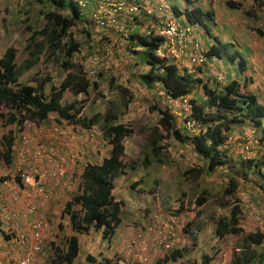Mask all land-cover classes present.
Masks as SVG:
<instances>
[{"label": "trees", "instance_id": "16d2710c", "mask_svg": "<svg viewBox=\"0 0 264 264\" xmlns=\"http://www.w3.org/2000/svg\"><path fill=\"white\" fill-rule=\"evenodd\" d=\"M37 1L40 4L43 3L46 8L40 10L41 19L38 26L30 27L28 25L27 27L28 36L24 47L22 46L28 55L24 60V65L27 64L32 67L41 57L47 59L46 61L54 59V62L65 72V75L58 83L53 81L49 75L34 76L32 80L35 84H29L28 81L19 78L17 48L13 45L7 46L0 55V118L5 120L7 124L16 123L23 126L26 121L47 122L49 116L55 114L58 118L71 122L73 128L76 125L83 128H90L93 125L99 126L101 135L106 141L105 146H109V153L99 161L100 163L88 162L83 167L78 191L72 199L65 203L63 209V212L69 214L70 226L75 233H87L93 225L95 228L101 229L102 236L109 240L121 222L122 201L115 200L112 194L115 179L122 174L125 175L128 170L136 172L141 166L147 169L151 164L159 168L160 164L163 163L161 152L163 151L165 155L169 153L170 146L167 144L170 142H174L173 145L178 146L190 141L193 144L191 149L201 158L200 167L191 159L193 164H188L182 170L181 180L193 179L195 181L198 180L199 176L203 177L216 168L225 170L227 165L231 172L224 174L229 178L226 181L227 184L221 188L224 195H231L235 192L240 185V179L252 180L264 193L263 179L260 178L261 182L256 179L257 176L264 178V131L262 129L264 105L258 102L256 95L246 92L245 83V90H243L240 82L234 77L227 80L224 85L221 84L219 88H212L208 86L211 82L208 77L203 79L200 75L198 76L199 71L194 77L193 74H186L187 69H183L185 73H180L175 62L168 60V50H166L168 46L163 47L166 40L156 35L154 31H150L148 35L140 33L137 31V27L132 32L130 40L127 41L128 46L132 47L133 53H137V57L140 56L149 69L139 76L140 83L132 76H129V80L133 78L141 89H145L143 92H149L150 88L157 82L158 88L163 93H155V100L150 105V110L156 111L158 114L156 126L151 127V134L149 135L150 149L143 154L138 164L135 165L134 162L128 164L122 160L121 156L125 153L124 139L133 134L132 125L117 119L116 113L111 110L104 113L99 110L91 115H79L82 101L78 105L77 99L79 100L83 95H88L91 90H95L98 84L96 78L91 79L86 76L83 65L78 63L75 58L83 50L81 47L83 43L90 37V30L87 27L93 19L91 17L88 19L87 14L91 6H82L79 0ZM88 1L93 3L92 5L98 3V0ZM129 3L132 4L133 2L128 0L127 5ZM224 4L231 9H239L242 6L241 0H224ZM192 8L191 15L187 14L182 20H177L180 15L176 17L171 14V18H175V23L183 26L185 34H188L185 30L187 27L193 30L192 22L202 23L201 16L205 15L200 7L194 5ZM20 9L26 15L23 21L27 23L29 12L26 4ZM207 13L211 18L213 13L211 11ZM244 14L254 16V11L248 9L244 11ZM167 16L168 14L165 12L163 18L166 19ZM153 18L157 20V16H153ZM183 20L185 21L183 22ZM253 30L261 36L264 34L260 27ZM192 40L193 35L191 42ZM191 42H185L186 52H190L192 49ZM218 46L210 47L207 51V57L216 56L219 58ZM134 56L136 58V54ZM239 56L240 72H242L246 69L245 58L241 54ZM236 58L234 56L232 59L237 60ZM97 75L101 76L102 72H97ZM47 83L50 84L46 90ZM114 84L115 82L110 79L109 90L120 86L119 90L122 94L128 92L125 85L122 87L121 84ZM141 84L145 85L148 90ZM65 92H70L71 95L66 97ZM162 97L167 101L166 107L169 105L172 108L176 106L180 109L183 107L181 100L178 99L187 97L191 105L189 117L199 120L203 128L200 127L199 131L192 135L189 132L182 133L181 125L177 126L176 116L173 115L172 110H164L160 104ZM174 100L178 101L174 102ZM3 108L8 109V111H2ZM246 119L250 120L255 127L261 128L259 129L261 134L257 137L259 142L263 143L260 147L261 151L255 152L252 156L246 155L247 151L251 150L246 148V144L252 143V140L242 139L233 143L228 139V133L232 130V126L243 123ZM160 128L165 130L166 135L160 133ZM13 142V133L8 131L3 136L2 150L0 151V156L7 164L12 161ZM187 154L183 149L182 156L187 157ZM141 180L143 182V177ZM136 185L137 182L133 183V186ZM204 193L201 192L198 195L196 203L201 204L207 200L204 199ZM184 197L185 191L180 190L176 198L178 207L172 208L174 213L184 208ZM76 204L80 206V212L73 208ZM243 206L245 207V204ZM242 214L241 205L230 200L225 202L223 199L220 213L211 219V229L218 238L228 234L244 235V244L240 246V249L232 251L228 264H264V252L257 251L258 247L264 243V233L253 231L244 234V229L239 224ZM59 226L61 229L62 224L59 223ZM0 233L8 236L1 229ZM78 251L77 236L69 235L66 238L65 247L53 248V258L51 257L50 264H72L78 255ZM186 254L189 256L186 248H175L155 264L169 261L171 264H181L179 259L184 258ZM211 259V256L203 254L200 264H208ZM192 264H197V262L192 260Z\"/></svg>", "mask_w": 264, "mask_h": 264}, {"label": "rangeland", "instance_id": "374dc122", "mask_svg": "<svg viewBox=\"0 0 264 264\" xmlns=\"http://www.w3.org/2000/svg\"><path fill=\"white\" fill-rule=\"evenodd\" d=\"M132 1L135 4L143 3L149 8L156 7L154 12H159L157 10V7L159 6H162L166 12L172 11V8H175L179 11L177 14L182 17H186L187 14L191 15V11L193 10L192 7L194 5L201 8V10L205 13V15L201 16L202 23L198 21H194L192 23L194 31L202 30V35L198 32L195 33V36L196 38H199L200 36V38L204 41H209L210 39L214 40L215 36H217L221 45V47L218 46L220 57H210L206 60V63L196 66L194 70H191L190 72L196 76L199 69H204L199 73L203 79L208 77L211 81L208 86L212 88H219L224 81L230 80L240 73L239 54L246 58L247 52L245 49L241 52L239 47L236 45L239 41L235 35V26L232 22L234 20L240 23L239 26L241 28L239 27V29L242 31L243 39L247 37L251 44H255V46L261 51L259 57L254 59L257 67V74L254 73L252 77L254 78V81H256L257 85H262L264 83V34L261 36L253 30L256 27H260L263 29L264 33V0H242L244 6L239 9L228 8L224 4V0H214L213 7H210L209 0H192L191 3V0ZM111 2L112 0H109L106 4V8L108 9L107 13L109 15L113 12L110 5ZM252 2L255 4V8H253L254 4H251ZM25 4L27 11L29 12V21L27 23L23 21V18L26 15L20 9L21 7H25ZM92 4L93 3H90L91 9H89L87 14L88 19H90V17L92 18V11L97 6V4ZM250 5L252 6L250 10L254 11V16H247L244 14V11L249 9L244 7ZM45 8L46 7L43 3L40 4L37 0H0V55H2L4 49L8 45L15 46L17 48L18 55L17 70L19 78L32 84H34V81L32 80V77L34 76L49 75L53 81L58 83L65 75V72L54 62V59L46 61L47 59L45 60V58L41 57L32 67L27 64L24 65V60L28 55L27 52L22 49V46L24 47L28 36L27 27L28 25L30 27L38 26V22L41 19L40 10H44ZM208 11H211L213 14L217 13L219 21H216V23L218 22V28L222 31V35L221 32L216 29L217 26L214 24L213 20L214 15L212 14L210 18V15L207 13ZM137 13L140 14L141 12L139 11ZM116 14L117 13H115V15ZM145 15L146 14L143 16ZM104 18L105 20H108V17L105 15ZM150 21H152V19L147 16L145 20L139 22L140 27L135 25L136 23L134 21L131 24V19L128 17L120 19L119 22H122L124 28L132 32V26H137L139 29ZM111 25L112 23L97 25L92 20L87 27L90 30V37L83 43L81 46L83 50H81L75 58L76 61L82 63L84 67L91 68L96 71L95 78L97 79L98 84L95 87V90H91L88 95H83L79 98V100L77 99V104L79 105L82 101V108L79 114L80 116L91 115L99 110L101 113L111 110L116 113L117 119L132 125L133 134L124 139L125 153L121 156V158L128 164L134 162L136 165L139 163L143 154L150 149L149 135L151 134V127L156 126L158 116L156 111L150 110V105L152 104V101L155 100V95L149 94V92H143L145 89H141L140 85L138 86L133 78L129 80V76H132L139 82V76L146 72L149 67L142 60V58H140V56L137 57V53H133V50H131L132 47L123 46L125 41H122L123 38L120 35L121 32L118 28ZM78 27L81 30L80 26ZM142 29L143 30L140 31L141 33L146 32L145 27ZM223 36L226 38L224 39ZM114 37H117L118 42L122 41V44L116 45ZM165 40L166 41L163 47L169 46L168 40ZM103 47L104 50H102ZM119 48L122 50L119 51ZM122 51H127V54ZM130 53L133 55L136 54V58L135 56H129ZM235 55L237 56V60L233 61L232 58ZM177 63L180 64L179 60H177ZM180 66L183 68L181 64ZM181 67H179L180 73L183 72ZM99 71L102 72L101 76L97 75V72ZM251 72L252 70L250 71V74ZM110 79L112 82H115L114 85H125L128 92L122 94L119 90L120 86L119 88L109 90ZM49 84L50 83L46 84V90L48 89ZM141 85L148 90L145 85ZM251 85L247 89L249 92L256 95V86ZM155 87H157V84L154 83L152 86L153 90H155ZM245 87H247V85ZM69 95H71L70 92H65L66 97H69ZM259 101L260 100H258V102ZM165 103H167V101L162 97L160 99V104L163 106L164 110H172L173 115L176 116L177 126L179 127V125H181L182 133L189 132L191 135L194 134L193 131L187 130L183 124L184 114L186 112L184 108L180 109L176 106L175 108H172L169 105L166 107ZM169 104L171 105V103ZM2 111H8V109L3 108ZM58 123L64 127H66L68 123L72 124L71 122H59L55 114H51L47 122L36 123L35 126L25 125V128L19 127L17 124H6L0 118V132L5 134L7 130L10 129L14 132L15 139H17L20 137L21 132L24 131L30 136L28 144L29 146H32L35 141L39 139L36 132H40V135L43 132L48 133L52 130L53 125ZM252 124L253 123H251L250 120L246 119L245 122L232 126V130L228 133V139L233 143H237L238 140L242 139L253 141L252 143L246 144V148L251 149L246 153L248 156H252L255 152L259 151L261 149V145L263 144L260 143L257 138L259 137L258 135L261 134L259 132V129L261 128H257ZM160 133L166 135L163 128H160ZM80 134L81 133L79 132V135ZM173 143L174 142H170L167 144V146H170L168 154L165 155L163 151L161 152V159L163 163L160 164L159 168L152 166L151 164L147 167V169L144 166H141L138 171L133 172L132 170H128L125 174L126 176L120 175L116 179L113 195L122 199V208L120 212L121 222L116 227L115 233L109 240L102 236L101 229H97L93 225L91 226L87 232L88 235H84L81 243L83 245L88 240L90 246L89 248L87 247V250L94 253V258L89 259L86 257L84 264H102V261L106 259L110 253L113 254L114 252L117 253L114 254L111 260H120L119 262L124 264V261H122L124 259H122L120 254H124L126 252V249L123 248L124 246H127V238L133 232L135 227H137L135 218L138 216L150 215V213L157 208H160V210L165 212L170 210L172 207L175 208L178 205L176 198L180 190L185 191V197L183 199L184 204L187 205L176 213L179 214V223L183 226L182 228L186 229H182V231L187 232L182 234L185 241L181 240L182 242L180 244L185 243L183 246L189 251V256L191 257L190 260L189 256L179 259L181 264H192V260L200 259L201 254L204 252L214 254L212 264H228L232 250L240 249V246L244 244V235L242 234H228L222 238H217L214 231L211 229V219L220 213L221 202L223 199L225 202L230 200L234 203L237 202L242 206L243 214L239 219V224L243 227L244 234L253 231L264 233V229L262 230L260 228L261 225H264V193L262 192V189L255 184V182L252 180L244 181L243 179H240V185L237 187L236 191L231 195H224L221 188L227 184L226 181L229 179L224 176V174H230L231 172V169L228 168L227 165L225 170L216 168L214 171L203 177L199 176L198 180L195 181L193 179L181 180L182 176L180 174L182 170L188 166V164H193L192 162H195L197 163V166L200 167L202 162L199 154L196 155V152L191 149L193 144L190 141L182 143L178 146L173 145ZM46 144L48 148H52L53 146L50 144V140H48ZM80 144L81 143L78 145ZM103 146L104 147H100V150L97 149L95 152L100 155L101 149L106 151V153L109 152V150H107L109 149L107 148L109 146H105V143ZM18 147L19 145L16 144L15 150H19ZM183 149H185V153H188V158L186 156H182ZM234 154H236V152H234ZM86 157L87 156L84 155L77 160L74 158L75 162H73L75 169L67 170L63 179L59 180L58 183L60 184L55 187L48 186L49 192L53 197H51L52 203L55 204L56 208L55 213L53 214V220H50L51 227L49 230L46 229L44 231V242L45 246H47L45 254H48V248L53 251L54 246L61 247L66 243V238L68 237L67 231H70L71 228L69 216L62 213V209L65 200L68 197L72 198L78 191V185L76 183L79 178L81 167L83 166V160L85 161ZM191 159L193 160L192 162ZM23 160L24 164L27 165V168H29V157H25ZM10 167L11 165H7L3 158L0 157V176L6 175L7 169ZM10 177L13 176L10 175ZM142 177L143 182L141 180ZM260 178L263 179L262 182L264 183L263 177H256L259 181ZM69 179L75 181V185L68 187L63 184L64 181ZM135 182H137V189L133 186V183ZM43 185L46 186L47 184L43 183ZM139 187L143 188V193L138 191ZM2 189L5 191L2 192L3 194L5 193L4 195L12 196L16 193L18 187L13 185L11 190L7 188ZM59 191H62V195H60ZM19 192L20 193H18V195L24 201L34 198L32 189H20ZM201 192H205L204 199L207 200H204L201 204H197L196 199ZM235 198L237 200H234ZM244 204L245 207L243 206ZM123 206L126 207L123 208ZM73 208L79 210V205L76 204ZM256 215H259L261 222L254 218ZM31 219L32 217L21 214L19 216V221L21 222L19 223L20 228H24V226ZM144 219L146 222L147 219ZM58 221L62 223L61 229L58 227ZM48 240H50L54 245L50 246ZM3 247L5 248V246ZM255 249L257 248L255 247ZM43 251L40 255L43 254ZM257 251L264 252V243L258 247ZM45 254L42 255V258L38 255L36 257L37 261H35V264H47L49 262V258H46ZM101 256L103 259L100 258ZM78 261L79 258H76L74 264H78Z\"/></svg>", "mask_w": 264, "mask_h": 264}, {"label": "built area", "instance_id": "2783aa9c", "mask_svg": "<svg viewBox=\"0 0 264 264\" xmlns=\"http://www.w3.org/2000/svg\"><path fill=\"white\" fill-rule=\"evenodd\" d=\"M113 12L119 11L123 8L124 2L119 0L110 3ZM138 10L137 6H129L128 11L134 12ZM157 21H156V34L164 39L170 40V42L179 48L180 53H187L189 58L185 65L200 64L204 61L205 55L198 42H191L192 30L187 27L185 30L188 34L183 32V26L177 25L173 19L169 17L164 19L165 9L162 6L157 7ZM155 26V25H154ZM191 32V33H190ZM185 42H191L192 49L190 52H186ZM185 103L186 99L183 100ZM189 106V105H187ZM195 121L193 119L187 120L188 127H194ZM93 132L91 133V135ZM56 139H73L74 136L64 126H59L52 134ZM22 142H28V136L22 135ZM27 152L22 151L19 155L24 156ZM31 155V161L33 164H40L44 161L46 166L43 169H36L37 178L33 176L29 171L23 168L22 162L18 161L16 165V173L19 175L23 185L34 186L37 190V194L40 199L49 201L50 193L46 187L56 186L59 180L65 174L64 158L59 157L55 153H49L43 142L35 143L33 146ZM43 183L47 185L44 186ZM1 185L8 186L10 182L6 179L0 180ZM2 194L0 193V218L8 223L11 221L16 223L18 213L22 210L33 212L36 214V218L24 228H20L18 233L14 235V244L17 252L19 253L16 260V264H35L36 257L40 255L44 248V231L49 228L47 211L44 207H39L34 203L20 204L15 207L9 205V202L4 203L2 200ZM13 202H20L19 196H13ZM260 221L259 215L254 217ZM261 222V221H260ZM177 225L178 218L174 212L163 213L161 211H154L145 224L129 239L127 250L125 252L126 258L129 260L137 261L141 264H151L160 257H163L166 252L172 251L178 246L177 241ZM262 226V225H261Z\"/></svg>", "mask_w": 264, "mask_h": 264}, {"label": "clouds", "instance_id": "9594fccd", "mask_svg": "<svg viewBox=\"0 0 264 264\" xmlns=\"http://www.w3.org/2000/svg\"><path fill=\"white\" fill-rule=\"evenodd\" d=\"M97 1V0H96ZM116 1H119V0H112V2L111 3H113V2H116ZM121 1H123L124 2V6H123V8L121 9V10H119V11H116V12H112V14H111V16L110 17H108V20H105V18H104V11H105V7H106V4L109 2V0H98V3H97V6L95 7V9H93V13H92V19H93V22L94 23H96L97 25H102V24H109V23H112V26H114V27H116V28H118V30L121 32V37L124 39V45L123 46H127V47H129L127 44H128V40H130V36H131V34H132V32L137 28V27H134V26H132V32H130L129 30H127L126 28H124V26L122 25V24H119V22H118V20H117V18H116V16L118 15V13H120V12H125L126 14H127V16L126 17H128V18H130V15H133V14H136V15H139L137 12H139V11H141V9L143 10V11H145V12H147L148 14L150 13H155V16H157V12H154L155 10H156V7H153V8H149V7H146L145 5L144 6H141L140 4H138V3H132V4H130L129 3V5H127V3H128V0H121ZM79 3L82 5V6H87V7H89V6H91L90 5V3H89V1L88 0H79ZM132 5H134V6H137V8H138V10H136V11H134V12H131V11H128V7L129 6H132ZM166 12V11H165ZM172 12H173V9H172V11H169V12H166L167 14H168V16L167 17H169L170 19H173V21L175 20V18H171V14H172ZM115 13H117L116 15H115ZM174 13V12H173ZM141 14V13H140ZM148 14H146L147 16H148ZM131 19V18H130ZM151 19H152V21H150L149 23H148V28H146V32H144L146 35H148L149 34V32L150 31H156V21L157 20H155L154 21V19H153V17H151ZM157 19H158V17H157ZM133 19H131V24H132V21ZM120 21V20H119ZM175 22V21H174ZM193 24V23H192ZM155 25V26H154ZM193 30H194V28H193ZM192 30V35H193V42H198L199 43V45H200V47H201V49H202V51H203V53H204V55H205V59H204V61L202 62V63H200V64H196V65H190L189 67L187 66V65H185V62H187V59L189 58V55L187 54V53H180V51H179V48L177 47V45H175V44H173L172 45V43L170 42V40H168V42H169V46L167 47V49L166 50H168V52H167V55H168V60H170V61H174L175 62V64H176V66L178 67V69H179V67H181L180 66V64L183 66V68L182 69H187L186 70V74H188V75H192L193 73L192 72H190L191 70H194V68L196 67V66H198V65H201V64H203V63H206V60L209 58V57H207V51L209 50V49H207V48H205V46L202 44V42H201V39H199V38H196V36H195V33H198L199 31H193ZM141 33V32H140ZM155 34H156V32H155ZM157 35V34H156ZM159 36V35H158ZM90 45V44H89ZM127 52V51H126ZM163 55V54H162ZM184 55V56H183ZM212 58V57H211ZM177 60H179V62H180V64H178L177 63ZM79 63V62H78ZM82 64V63H81ZM83 65V64H82ZM87 69H89V70H87ZM83 71L86 73V76L87 77H89V78H95L96 77V75H95V73H96V71L94 70V69H91V68H86V67H84V65H83ZM199 72H200V69H199ZM183 73H185V71L183 70V72H182V74ZM200 75V73H198V76ZM201 76V75H200ZM36 77H41V76H36ZM193 77H194V75H193ZM29 83V82H28ZM29 84H32V83H29ZM35 84V83H34ZM223 84V83H222ZM184 99H186L187 100V102L185 103L183 100ZM178 100H181V104H182V106H183V108H184V110L186 111L185 112V114H184V119H183V124H184V126H185V128L187 129V130H189V131H193L194 133L196 132V131H199L198 129L200 128V127H202L203 128V126L201 125V123H200V121L199 120H196V119H194V118H192V117H189V113L191 112V105L189 104V101H188V98L187 97H183V98H180V99H178ZM178 100H174V102H176V101H178ZM187 105H189V106H187ZM56 118H58L57 116H56ZM190 119H193L194 121H195V125H194V127H188L187 126V120H190ZM58 120H59V122H64V123H66L67 121H65L64 119H61V118H58ZM3 121V120H2ZM4 122H5V120H4ZM6 123V122H5ZM7 124V123H6ZM8 124H13V123H8ZM16 124V123H15ZM25 125H27V126H35L36 125V122L35 121H26L25 123H24V125L23 126H20V125H18L19 127H23V128H25ZM253 125V124H252ZM61 127V126H63V125H61L60 123H58V124H54L53 125V128H52V130H50L48 133H42L41 135L39 134L40 132H36L37 134H38V136H39V139L38 140H36L35 141V143H39V142H43V144H44V146H45V148H46V150L49 152V153H55V154H57L59 157H63L64 158V164H65V170L67 171L68 170V166H67V163H68V160L69 159H73V161L75 162V160H74V158H76V160L77 159H80L81 157H83L84 155L82 154H80V152L78 151V152H76V153H73L72 152V150H74L75 149V147L76 146H78V147H83L84 149H91L92 147H94L95 148V151L97 150V147H102L101 145L103 144V143H105L106 141L103 139V137H102V135H101V131L99 130V126L98 125H93V126H91L90 128H83V127H78L77 125H76V127L75 128H73V126L70 124V123H68L67 124V126L65 127L67 130H69V132L74 136V138L73 139H68V138H63V139H56V138H53V136H52V134H53V132L56 130V128L57 127ZM98 130H97V129ZM8 131H11L12 133H13V136H14V142H13V144H12V149H13V157H12V161H11V163L10 164H7L6 162V164L7 165H11V167L9 168V169H7V174L6 175H4V176H0V180H3V179H6V180H8L9 182H10V184L8 185V186H5V185H1L0 184V188H7V189H9V190H11L12 189V186L14 185L15 187H18V190H16V193L14 194V195H12V199H13V196H15V195H18V193H20L19 191H20V189H23V190H25V189H32V192H33V199H31V200H26V201H24L23 199H21L20 198V196H19V200H20V204H26V203H34V204H36L37 206H39L40 208L41 207H44V206H42V204H40V202H45V203H47V204H49V205H51V204H53L52 203V195H51V193H50V200L49 201H45V200H42V199H40L39 198V196H38V194H37V190H35V188H34V186L32 187H30V186H27L26 187V185H23L22 184V182H21V180H20V177H19V175L16 173V165L18 164V161H21L22 162V165H23V168L25 169V170H27V171H29L33 176H35L36 178H37V173L35 172V170L36 169H43L45 166H46V164L44 163V161H41L40 162V164H37V165H35V164H33L32 163V161H31V155H32V152H31V150H32V148H33V146L35 145V143H34V145H32V146H29V138H30V136L26 133V132H24V131H22L21 132V134H20V137L19 138H17V139H15V134H14V132L12 131V130H7V132L4 134H2L1 132H0V151L2 150V146H1V143H2V140H3V136L4 135H6L7 133H8ZM79 132L81 133L80 135H79ZM93 132V134L91 135V133ZM23 134H26L27 136H28V142L27 143H24L23 144V142H22V135ZM100 139V140H99ZM48 140H50V141H52V143L53 144H55V145H58L59 147H65V152H60L59 151V149L58 150H52L51 148H48V146H47V141ZM79 143H81L80 145H78ZM16 144H18L19 145V147H18V149L19 150H15V145ZM104 147V146H103ZM108 148V147H107ZM27 150V152L24 154V156H21V155H19V153L20 152H22V151H26ZM95 151H93V152H91V155H92V153H94ZM109 153V152H108ZM85 156H87L86 154H85ZM1 157V156H0ZM25 157H29V159H30V164H29V168H27V165H25L24 164V158ZM2 158V157H1ZM87 158H88V156L85 158V161H87ZM4 160V159H3ZM85 161L83 160V166L81 167L82 168V170H81V172H79V178H78V181H77V185H79L80 184V182H81V175H82V171H83V167L89 162V161H87L86 162V164L84 165V163H85ZM89 163H91V162H89ZM74 166V169H75V165H73ZM71 170H73V169H71ZM78 170V169H77ZM66 171H65V174H66ZM65 174H64V176H65ZM10 175H12L13 177H10ZM123 175V174H122ZM63 176V177H64ZM10 177V178H9ZM63 177L60 179V180H62L63 179ZM115 182H116V179H115V181H114V186H113V189H114V187H115ZM13 184V185H12ZM60 184V183H59ZM63 184L64 185H66V186H68V187H70V186H73V185H75V181H73V180H71V179H69V180H66V181H64L63 182ZM52 186V185H51ZM55 187V186H54ZM136 187V189H137V186H135ZM47 188V190L49 191V189H48V187H46ZM113 189H112V194H113ZM133 191V190H132ZM138 191L139 192H142L143 191V188L142 187H139L138 188ZM0 193L3 195L2 196V200H4L5 198H4V194L0 191ZM143 193V192H142ZM114 196V198H115V200H120V201H122V199L121 198H119V197H116L115 195H113ZM52 197V198H51ZM1 198V197H0ZM70 199H72V198H68V199H66L65 200V202H64V206H65V203L68 201V200H70ZM8 201V200H7ZM0 202H1V200H0ZM9 202V201H8ZM4 203H6L5 201H4ZM197 204H200V203H197ZM9 205H10V202H9ZM78 205V204H77ZM64 206H63V209H64ZM185 206H187V205H185L184 204V207ZM126 206H123V208H125ZM177 207H178V205H177ZM121 208H122V204H121ZM173 208V207H172ZM172 208L170 209V210H168L167 212H165V211H162V210H160V208H157L156 210H154V211H161V212H163V213H168V212H173V210H172ZM63 209H62V213H65V212H63ZM76 210V209H75ZM47 211V216H48V222H49V228L51 227V223H50V220L52 221V218H50V216H51V213L50 212H48V210H46ZM79 212L81 211V209H80V206H79V210H78ZM154 211H152L151 213H150V215L154 212ZM21 214H25V215H28V216H30V217H32V219L24 226V227H27L35 218H36V214L35 213H33V212H28L26 209L25 210H22L21 212H19V214H18V216L15 218V219H17V221H16V223H12L11 221H9L8 223H6V222H4L1 218H0V222H1V224L2 225H4L5 226V230H6V234H8V236L7 237H9L10 238V240L14 243V235H16L17 233H18V231L20 230V226H19V223H21L20 221H19V216L21 215ZM65 214H67V213H65ZM143 214H144V212H143ZM176 216H177V218H178V225H179V214H176V213H174ZM69 215V214H68ZM150 215H147V216H145V215H143V216H145L146 217V219H147V221H148V219H149V216ZM145 221V220H144ZM147 221L146 222H144V224L143 223H139V224H137V227H135V229L133 230V232L129 235V237L127 238V245H128V242H129V239L134 235V233L136 232V231H138L141 227H143V226H145V224L147 223ZM69 222H70V220H69ZM59 223H61L60 221L57 223L58 224V227L60 228V226H59ZM62 224V223H61ZM1 225V226H2ZM177 225V237H179V240L177 241V244H178V246L177 247H175V248H182V247H184L183 246V244H185V243H182V244H180L182 241L181 240H184L185 241V239L183 238V233H187V232H185V231H182V229L183 230H186V229H184V228H182V227H179ZM49 228H48V230H49ZM70 228H71V226H70ZM262 230L264 229V225H262L261 227H260ZM72 230V229H71ZM215 233V232H214ZM216 235V234H215ZM217 237V236H216ZM218 238V237H217ZM54 245V244H53ZM44 246H45V242H44ZM66 246V243H65V245L64 246H61V247H65ZM54 247H60V246H54ZM174 248V249H175ZM123 249H126L127 250V246H124V248ZM17 251V250H16ZM52 251V250H51ZM233 251V250H232ZM170 252V251H169ZM169 252H166L165 254H164V256L167 254V253H169ZM52 253H53V251H52ZM117 253V252H116ZM115 253V254H116ZM188 253H189V251H188ZM232 253V252H231ZM203 254H207V255H209V256H211L212 257V259L208 262V264H212V261L214 260V254H212V253H208V252H204V253H202L201 254V256H200V259H198V260H195L196 262H197V264H200V261H201V258H202V256H203ZM53 255V254H52ZM121 256H122V259H124V260H122V261H124V264H132L133 263V260H131V259H127L126 258V256H125V253L124 254H120ZM114 256V254L111 256V257H106V259H104L103 261H102V264H104V263H107V264H123V263H120L119 261L120 260H115V261H112L111 260V258ZM164 256L163 257H160V258H158V259H156V260H153L154 262H152L151 264H155L157 261H159V260H162L163 258H164ZM187 256V255H186ZM185 256V257H186ZM51 259V258H50ZM50 259H49V262L47 263V264H50ZM230 260V259H229ZM128 262H130V263H128ZM137 262V261H136ZM137 263H139V262H137ZM139 264H141V263H139ZM161 264H171V261H169V262H163V263H161Z\"/></svg>", "mask_w": 264, "mask_h": 264}, {"label": "crops", "instance_id": "0c3cea01", "mask_svg": "<svg viewBox=\"0 0 264 264\" xmlns=\"http://www.w3.org/2000/svg\"><path fill=\"white\" fill-rule=\"evenodd\" d=\"M132 1V0H131ZM133 2V1H132ZM191 2V1H190ZM213 2H214V0H209V3H210V7H213ZM241 2H242V0H241ZM138 4H140L141 6H144V4L143 3H138ZM251 4H254L253 2L251 3ZM244 6V3L242 2V6L241 7H243ZM251 5L250 6H247V7H244V8H246V9H251ZM172 8V7H171ZM253 8H255V4H254V6H253ZM107 8L105 7V11H104V15L105 16H107V17H110L111 15H109L108 13H107V11H108V9L106 10ZM173 9V12L174 13H172V14H174L175 16H177V15H179V14H177V11H176V9L175 8H172ZM141 14H139V15H136V14H133V15H130V18L131 19H133V21L136 23L135 25H137V26H139L140 27V24H139V22H142L143 20H145L146 19V15L145 16H143L144 14H148L147 12H145V11H143L142 9H141ZM127 16V14L125 13V12H120V13H118V15L116 16V18H117V20H118V22H119V20L120 19H124L125 17ZM148 16H149V18L151 19V17H155V13H149L148 14ZM215 16V17H214ZM214 16H213V20H214V24L217 26V31H219V32H221V35H222V31L218 28V22L216 23V21H219L218 20V18H217V13H214ZM222 18V17H221ZM154 19V18H153ZM183 19V17H181V19H180V16H179V20H182ZM261 19H263V18H261ZM155 21V20H154ZM185 20H183V22H184ZM119 24H122V22H119ZM232 24H234V26H235V31H236V36H237V39H238V43L236 44L238 47H239V50L242 52V50H246V52H247V54H246V58H245V65H246V69H245V71H242V72H240L234 79H236V80H238L239 82H240V85L243 87V90H245L246 89V92L247 93H251V92H249L248 91V87H250V85L251 86H256V96H257V99L258 100H260L259 101V103H261L262 105H264V100H263V97H264V83L262 84V85H260V84H258L257 85V83H256V81H254V78L252 77V75L255 73V74H257V67H256V63H255V60L254 59H256V58H258L259 57V55H260V53H261V51L255 46V44H251V42H250V40L247 38V37H245V39H243V34H242V31L239 29V24L240 23H238V22H236V21H234L233 20V22H232ZM112 26V25H111ZM136 26V27H137ZM135 27V26H134ZM148 28V23H146V24H144L141 28H139V29H137V31H142L143 29L142 28ZM241 28V27H240ZM199 34L200 35H202V30H200L199 31ZM115 38V42H116V45L117 44H122V41H124V39H122V41H119L118 42V40H117V37H114ZM223 38L225 39L226 37L225 36H223ZM199 39H201V42H202V44L205 46V48H207V49H209L210 47H215L217 44H219L220 43V40L218 39V37L217 36H215V38H214V40L213 39H210L209 41H204V40H202V38H200V36H199ZM243 42V43H242ZM9 46V45H8ZM89 46V45H88ZM207 46V47H206ZM219 46H221L220 44H219ZM5 50V49H4ZM102 50H104V49H102ZM120 50H122L121 48H119V51ZM122 52H124V53H126L127 54V52H125V51H122ZM87 53V52H86ZM129 56H131V57H134V55L133 54H129ZM236 56V55H235ZM237 57V56H236ZM212 58H216V56H214V57H212ZM235 59V58H234ZM237 59V58H236ZM233 61H235V60H233ZM249 64H250V66H249ZM30 68V67H29ZM204 69H200V71L202 72ZM248 70H249V74H248ZM252 70V72H251V74H250V71ZM249 81V82H248ZM251 81V82H250ZM223 82V81H222ZM227 81H224L223 82V85L226 83ZM244 83L247 85V87H245V89H244ZM155 84H157V82L155 83ZM241 87V88H242ZM214 88V87H213ZM218 88V87H217ZM155 90H153V88H150V90H149V94H154L155 95V93L156 94H162L163 92H162V90H160L159 88H158V85H157V87H155L154 88ZM262 129L264 130V123L262 122ZM50 144H52L53 146H52V150H58L59 149V151L62 153V152H65V147H59L58 145H55V144H53L52 143V141H50ZM102 147H103V145H101ZM97 149H99L100 150V146L99 147H97ZM108 150V149H107ZM80 152V154L82 155H87L88 156V158H87V161H89V162H91V163H96V162H98V163H100L99 161H101L105 156H107L108 155V152L106 153V151H103L102 149H101V155L100 154H98V153H96V152H94V153H92V155H91V152H93V151H95V148L94 147H92L91 149H84L83 147H78V146H76L75 147V149L74 150H72V152L73 153H76V152ZM87 161H85V163H84V165L86 164V162ZM74 162H73V159L71 158V159H69L68 160V163H67V166H68V170H71V169H73L74 170ZM81 170H82V168H81ZM81 170H80V172H81ZM0 191L1 192H5L2 188H0ZM60 192V195H62V191H59ZM5 194V193H4ZM152 194H154V193H152ZM4 200L3 201H5L6 203L9 201L10 202V205L13 207V210H15V207L17 208V206L18 205H20V203L18 202V203H15V202H13V200H12V196L11 195H5L4 196ZM69 198V197H68ZM67 198V199H68ZM8 200V201H7ZM8 204V203H7ZM40 204H42V206H44V208L46 209V210H48V212H50L51 213V216H50V218H52L53 217V214L55 213V204H51V205H49V204H47V203H45V202H40ZM19 214V213H18ZM68 215V214H67ZM69 216V215H68ZM60 217V216H59ZM55 218V217H54ZM144 218H146L145 216H138V217H136L135 218V220H136V223L137 224H139V223H143L144 224ZM52 220H53V218H52ZM59 222V221H58ZM57 222V223H58ZM1 224V222H0V229L1 230H3L4 231V233L6 234V230H5V226L4 225H2ZM179 227H182V225L179 223V225H178ZM72 234H74V235H76L77 236V238H78V243H79V251H78V255L76 256V258L78 259L79 258V261H78V264H84L85 263V261H86V257L87 258H89V259H93L94 258V253L93 252H90V251H88L87 250V247L89 248V246H90V244L88 243V240H87V242H85L83 245H82V243H81V240H82V238L84 237V235L86 234V235H88L87 233H75L73 230H70V231H67V236H69V235H72ZM48 242H49V245L50 246H52L53 245V243L50 241V240H48ZM3 246H5V248L3 247ZM46 247L47 246H45V249H44V251H43V254H45V251H46ZM91 250H93V249H91ZM47 253L48 254H45V257L46 258H53V253H52V251H51V249L50 248H48V250H47ZM116 252H114L113 254H115ZM42 254V255H43ZM112 253H110L107 257H111L112 255H113ZM18 255H19V253L16 251V247H15V244L10 240V238L9 237H7V236H5L4 234H2V233H0V264H16V260H17V258H18ZM42 255H39V257L40 258H42ZM75 258V259H76ZM101 259H103V257L101 256L100 257ZM75 259L73 260V262H72V264H74V262H75ZM36 261H37V258H36ZM38 261H39V259H38ZM104 264H107V263H104ZM132 264H139V263H137L136 261H133V263Z\"/></svg>", "mask_w": 264, "mask_h": 264}]
</instances>
